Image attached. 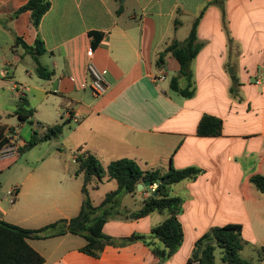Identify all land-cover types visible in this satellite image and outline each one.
Segmentation results:
<instances>
[{"label":"crops","instance_id":"obj_1","mask_svg":"<svg viewBox=\"0 0 264 264\" xmlns=\"http://www.w3.org/2000/svg\"><path fill=\"white\" fill-rule=\"evenodd\" d=\"M28 1L0 0V125L7 128L10 142L23 146L28 141L20 135L27 126L33 134L68 124L58 140L22 155L30 154L28 169L13 184L18 191L13 209L0 201V219L35 230L76 217L83 178L75 177L74 162L82 149L105 166L128 158L143 170L171 165L202 170L196 180L173 187L172 194L184 199L179 217L184 241L163 264H187L196 242L211 228L231 224L241 225L245 246L259 252L264 247V194L251 178L264 176V0H49L51 8L39 28L30 12L14 16ZM199 17L197 38L203 47L191 62L196 92L187 99L170 88L180 63L172 54L161 63L159 57L173 42H184ZM17 38L28 46L44 42L47 53L40 61L53 73L50 79L36 74L32 56ZM90 62L109 83L101 97L90 90ZM232 75L239 80L241 101L230 96ZM179 84L186 88L188 81L180 77ZM22 99L34 111L25 122L17 115ZM206 115L221 118V136L198 135ZM106 183L111 182L90 191L91 199ZM147 195L139 191L124 204L136 211L133 205ZM165 219L153 213L112 220L103 231L117 239L149 235ZM28 242L44 264H160L141 242L108 246L98 259L82 253L86 240L72 234Z\"/></svg>","mask_w":264,"mask_h":264},{"label":"trees","instance_id":"obj_2","mask_svg":"<svg viewBox=\"0 0 264 264\" xmlns=\"http://www.w3.org/2000/svg\"><path fill=\"white\" fill-rule=\"evenodd\" d=\"M215 3H219L216 0ZM51 8L49 0H29L28 3L15 13V17L24 12H30L33 25L39 28L43 17ZM225 9L222 8V18L224 29L231 44ZM202 15V14H201ZM200 18L193 23L192 30L184 42H173L165 51L160 54L159 62L164 61L167 54H172L181 65L178 77L171 81V87L184 98L190 99L195 96L196 87L193 79L191 65L200 53L203 44L197 38V29ZM175 26H179L176 20ZM93 36V33H92ZM23 48L32 56L36 64V74L43 79H50L53 73L49 72L40 61L41 56L47 53L44 42L38 39L34 46H28L17 38ZM185 77L188 81L186 88L179 84V78ZM239 80L232 75V86L230 96L241 101L239 96ZM34 114L29 108L28 102L22 99L19 103L17 115L21 122H25ZM73 117V114H71ZM66 123L48 127L44 132L33 131L32 137L23 146H17L15 158L5 159L16 160L17 157L32 150L41 143L58 140L62 134ZM223 122L221 118L204 116L198 126V135L202 137H216L222 134ZM7 128L0 125V159L1 151L10 146V140L6 137ZM12 134L15 131L11 132ZM75 177L83 178V201L79 214L72 219H61L49 224L41 229H24L20 226L8 223L0 219V264H44V258L33 249L29 240H46L72 234L80 236L86 240V245L81 252L93 257L100 258L108 246L125 247L127 245L141 242L149 247L153 254L159 259V263L167 262L184 241V230L179 219L184 210V199L173 195V187L183 181H194L202 174V170L196 167L185 169H175L172 165L169 169L143 170L140 165L132 159L124 158L112 161L105 166L101 160L91 151L80 149L76 155ZM12 163H10L11 165ZM8 166L9 168L11 166ZM105 181H114L117 188L107 193L99 205H94L90 196L92 189ZM145 182H150V187L143 189L142 194L147 193L139 203L134 204L138 210L133 211L124 204V199L129 196L136 198L139 194L138 186ZM251 183L255 188L264 194V176L256 174L251 178ZM157 185L153 191L152 188ZM134 213V220L147 217L153 213H159L166 219L154 226L149 235L133 234L127 238H113L103 231L104 226L112 220H130V214ZM241 225H227L225 227H213L196 242V249L189 261H199L200 264H217V250L222 255V264H251L242 257L245 242L242 238ZM260 257L264 258V247L259 249Z\"/></svg>","mask_w":264,"mask_h":264},{"label":"rangeland","instance_id":"obj_3","mask_svg":"<svg viewBox=\"0 0 264 264\" xmlns=\"http://www.w3.org/2000/svg\"><path fill=\"white\" fill-rule=\"evenodd\" d=\"M32 129L30 126H27V128L22 132L20 135V140H26L29 141L31 139L32 135ZM54 150L53 147L50 148V152ZM35 157L39 156V150H36ZM30 154H26L25 156H19L16 158V160H8L0 165V201L2 202L3 206L7 209H13L14 203L12 204L8 198V191H12V188L14 187L13 184L15 182L22 180L24 177V174L26 170L28 169V165L25 162L26 157ZM34 155V154H32ZM15 158V155L11 157V159ZM10 163H12L10 165ZM11 166L9 168L8 166ZM117 184L114 182L106 183L104 185H101L99 190L92 192V201L95 204H99L104 198V196L109 193L111 190L115 189ZM9 191V192H10ZM129 200V197L127 196L124 201L125 203ZM258 249V248H257ZM257 249H254L252 247H246L242 251V257L246 260H248L251 264H264V261H261V257ZM260 249V248H259ZM222 255L220 253V250H217V264H222L221 262Z\"/></svg>","mask_w":264,"mask_h":264},{"label":"built area","instance_id":"obj_4","mask_svg":"<svg viewBox=\"0 0 264 264\" xmlns=\"http://www.w3.org/2000/svg\"><path fill=\"white\" fill-rule=\"evenodd\" d=\"M88 74L90 76V90L95 97L103 96L108 88L109 83L106 79L105 74L94 64V62H90L88 65ZM260 82L258 81L257 84ZM17 152V146L10 142V146L4 148L1 151V158L8 159L13 157ZM157 188V185H154L152 190L154 191ZM18 195V191L13 189L12 191L8 192V198L10 202L13 204L16 201ZM187 264H200L199 261H188Z\"/></svg>","mask_w":264,"mask_h":264},{"label":"water","instance_id":"obj_5","mask_svg":"<svg viewBox=\"0 0 264 264\" xmlns=\"http://www.w3.org/2000/svg\"><path fill=\"white\" fill-rule=\"evenodd\" d=\"M150 184H151L150 182H145L143 184H139L138 191H143V189H146V188L150 187ZM130 218L133 219L134 218V214H131Z\"/></svg>","mask_w":264,"mask_h":264}]
</instances>
